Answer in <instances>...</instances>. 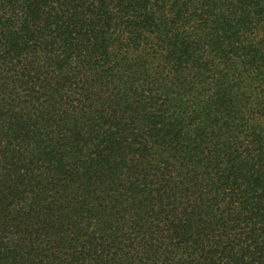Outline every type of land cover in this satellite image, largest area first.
Masks as SVG:
<instances>
[{"label": "trees", "instance_id": "obj_1", "mask_svg": "<svg viewBox=\"0 0 264 264\" xmlns=\"http://www.w3.org/2000/svg\"><path fill=\"white\" fill-rule=\"evenodd\" d=\"M0 264H264V0H0Z\"/></svg>", "mask_w": 264, "mask_h": 264}]
</instances>
